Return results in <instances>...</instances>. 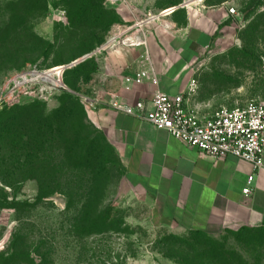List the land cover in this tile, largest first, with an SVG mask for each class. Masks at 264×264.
Returning <instances> with one entry per match:
<instances>
[{"label": "rangeland", "instance_id": "rangeland-1", "mask_svg": "<svg viewBox=\"0 0 264 264\" xmlns=\"http://www.w3.org/2000/svg\"><path fill=\"white\" fill-rule=\"evenodd\" d=\"M186 1L0 0V102L11 106L0 104V264H264V245L241 235L210 238L155 224L99 114L113 101L101 90L113 52L106 41L139 21L135 31L148 36ZM233 3L239 15L231 29L196 63L191 103L201 115L264 100V0ZM90 53L66 74L76 97L34 100L50 87L35 68Z\"/></svg>", "mask_w": 264, "mask_h": 264}, {"label": "crops", "instance_id": "crops-1", "mask_svg": "<svg viewBox=\"0 0 264 264\" xmlns=\"http://www.w3.org/2000/svg\"><path fill=\"white\" fill-rule=\"evenodd\" d=\"M233 4V0H188L172 7L171 18L147 36V46L112 49L103 62L110 71L104 74L103 95L126 105L142 101L151 109L157 89L172 97L185 92L197 76L201 55L229 32L238 17L229 11ZM146 57L158 78L156 86L130 82ZM99 114L110 128L129 184L150 200L155 224L210 238L234 233L249 245H264V169L256 170L232 155L216 160L203 156L166 129L110 104ZM251 175L252 193L246 195Z\"/></svg>", "mask_w": 264, "mask_h": 264}, {"label": "built area", "instance_id": "built-area-1", "mask_svg": "<svg viewBox=\"0 0 264 264\" xmlns=\"http://www.w3.org/2000/svg\"><path fill=\"white\" fill-rule=\"evenodd\" d=\"M109 1L115 4L121 0ZM229 11L232 15H239L234 7ZM142 23L144 22L139 21L128 27L120 26L119 30H122L121 34H132L138 24ZM139 36L140 39L129 43V47L147 46V33L140 31ZM110 38L106 41L110 49L124 45L123 41L121 42L119 39L118 43L112 46ZM100 51L102 50L99 49ZM143 62L130 82L136 84L150 82L156 86L158 78L149 67V59L146 57ZM71 65L75 66L73 63ZM71 65L63 66L58 70H54L57 66L44 70L35 68L40 71L38 77L48 83L50 87L43 89L34 97L47 101L62 90L72 92L63 79L64 71L66 68H71ZM48 74L55 82L44 79V76ZM17 78L21 79V75L18 74L15 76V80L11 81L13 88L19 86ZM126 88L129 89V86L126 85ZM198 88L199 82L197 77H194L187 90L174 97L158 89L154 91L151 109H147L142 101H138L134 105H126L118 100H113L111 106L127 114L138 115L156 128L166 129L174 138L198 149L203 156L216 160L232 155L251 163L256 170L264 169V100H250L231 108L222 107L213 115L201 116L189 105ZM48 92L50 94H46ZM87 101L94 104L90 99ZM3 103L6 102L1 100L0 104ZM253 181L254 175H251L244 189L246 195L252 193Z\"/></svg>", "mask_w": 264, "mask_h": 264}, {"label": "trees", "instance_id": "trees-1", "mask_svg": "<svg viewBox=\"0 0 264 264\" xmlns=\"http://www.w3.org/2000/svg\"><path fill=\"white\" fill-rule=\"evenodd\" d=\"M257 1V0H256ZM259 1V0H258ZM79 59V57H75V59L73 60V61H71V62H69V63H66V64H59V65H53V66H50V67H47V68H40V69H48V68H52V67H56V66H67V65H69V64H71V63H73L75 60H78ZM84 61V60H83ZM83 61H81V62H83ZM81 62H79L78 64H80ZM78 64H76L75 66H77ZM73 69V66L71 67V68H66V70L64 71V75H63V79H64V82H65V84L69 87V89H71V91L74 93L75 91H74V89L71 87V85L66 81V74H67V72L68 71H70V70H72ZM72 92H70V91H67V90H62V91H60L59 93H61V94H63V95H68V96H71V97H76L75 96V94H73ZM34 100H36V101H40V102H42V101H44V100H42V99H38V98H35ZM4 106V107H3ZM2 107L3 108H8V107H11V106H7V103H3L2 104ZM65 109H68L67 107H65ZM62 110V109H61ZM60 112V111H59ZM39 145V144H38ZM43 146V145H42ZM40 149H42V150H46L47 148L46 147H41V148H39V150ZM43 168H45V169H49V170H53V172H55V173H57L58 174V170H59V168H58V165L57 166H52L50 163L47 165L46 163H45V165L43 166ZM16 244H17V242H16V237H15V239L13 238V245L14 246H16ZM22 254L23 255H25L26 254V256H27V258L28 259H31V260H33V257H31V252L29 253V252H26L25 250L24 251H22ZM22 255V256H23ZM7 264V263H6Z\"/></svg>", "mask_w": 264, "mask_h": 264}, {"label": "bare ground", "instance_id": "bare-ground-1", "mask_svg": "<svg viewBox=\"0 0 264 264\" xmlns=\"http://www.w3.org/2000/svg\"><path fill=\"white\" fill-rule=\"evenodd\" d=\"M172 9V8H171ZM171 9H169L167 12H170L171 11ZM155 19H157V20H162L161 19V17H159V16H157ZM168 27V26H167ZM122 31V30H121ZM119 32V31H117V32H115L112 36H111V38H110V40H111V44H112V46L114 45V44H117L118 43V40L119 39H121V40H119V41H123V43H124V46H126V45H129V43H131L132 41H134V40H138V39H140V36H139V34H140V32H138L137 34H121L122 32ZM105 47L106 48H109V46H108V44L106 43V45H105ZM36 78V77H35ZM44 79H46V76H44ZM53 82H55V81H53Z\"/></svg>", "mask_w": 264, "mask_h": 264}, {"label": "water", "instance_id": "water-1", "mask_svg": "<svg viewBox=\"0 0 264 264\" xmlns=\"http://www.w3.org/2000/svg\"><path fill=\"white\" fill-rule=\"evenodd\" d=\"M172 9H174V8H172ZM172 9H171V11H172ZM91 55H92V53H90V54H86V55L82 56V57L79 58L78 60H75V61L73 62V65L78 64L79 62H81V61L87 59V58L90 57Z\"/></svg>", "mask_w": 264, "mask_h": 264}]
</instances>
